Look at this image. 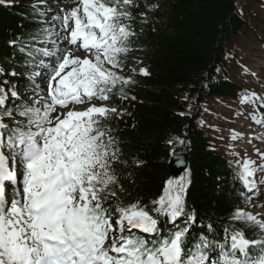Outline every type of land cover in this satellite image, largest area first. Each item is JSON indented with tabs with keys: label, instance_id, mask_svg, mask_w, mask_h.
<instances>
[{
	"label": "snow or ice",
	"instance_id": "snow-or-ice-1",
	"mask_svg": "<svg viewBox=\"0 0 264 264\" xmlns=\"http://www.w3.org/2000/svg\"><path fill=\"white\" fill-rule=\"evenodd\" d=\"M79 4L69 11L61 9L62 17H53L60 22L59 31L55 26L43 29L47 39L41 42L50 43L51 49L28 52L33 58L30 64L37 53L55 57L56 67L47 73L46 97L35 84L39 72H32L31 104L22 100L16 85L0 81V264H264V254L249 253L251 246H260L264 253V240H249L239 231L232 233L230 246H219L215 260L208 254L213 244L207 238L189 246V228L176 227L183 216L195 221L185 207L187 177L166 181L151 212L140 201L118 203L114 210L111 204L105 206L117 196L113 163L119 149L102 120L123 110L90 104L82 111L52 114L69 104L107 101L118 85L119 98H129L125 87L134 80L116 69L122 71L120 55L128 51L134 35L123 21L138 5L136 0H79ZM73 46L91 55L75 56ZM39 65L43 67L44 61ZM140 73L148 74L144 68ZM256 99L255 92H245L241 102ZM173 140L184 143L178 137ZM260 157L264 160V153ZM237 164L236 176L251 189L256 162L244 159ZM258 167L264 171V164ZM10 186H14L11 200ZM161 217L172 225L170 230L160 227ZM235 218L264 232V221L252 213L238 209Z\"/></svg>",
	"mask_w": 264,
	"mask_h": 264
},
{
	"label": "trees",
	"instance_id": "trees-1",
	"mask_svg": "<svg viewBox=\"0 0 264 264\" xmlns=\"http://www.w3.org/2000/svg\"><path fill=\"white\" fill-rule=\"evenodd\" d=\"M247 1L136 0L138 7L131 8V18L123 21L134 35L129 38L128 51L120 55V63L124 69L130 62L128 55L137 52L133 63L147 69L148 74L128 72L127 77L134 80L125 87L128 99L119 98L118 85L111 99L101 100L104 105L123 110L122 114H110L102 120L119 149L113 163L119 181L114 188L117 196L105 206L111 204L114 210L118 203L140 201L151 212L152 201L163 194L166 181L187 177L190 183L185 207L195 221L189 222L183 216L176 227L189 228V246L202 237L211 241L213 248L207 251L215 259L220 245L230 246L233 232H243L249 240H264L259 226L235 218L238 209L244 211L248 207L253 191L236 176L239 168L211 148L197 123L199 101L211 97L236 99L249 92L230 78L224 59L226 44L239 30L248 27L243 15L248 9ZM53 24L37 0H0V81L16 85L20 97L30 94V101H26L29 104L33 99L32 72L41 73L34 78L35 84L47 81V73L56 64L55 57L41 53L30 64L33 58L28 52L52 48L50 43L41 41L47 39L43 29H52ZM40 60L44 61L43 67ZM12 72L16 75H5ZM253 103L264 118L261 102L256 99ZM5 122L10 123L7 119ZM169 140L173 143L169 144ZM178 154L187 157V166L179 176L171 177L168 164ZM160 220L165 231L172 228L164 218ZM249 253L264 254L260 246H251Z\"/></svg>",
	"mask_w": 264,
	"mask_h": 264
},
{
	"label": "rangeland",
	"instance_id": "rangeland-1",
	"mask_svg": "<svg viewBox=\"0 0 264 264\" xmlns=\"http://www.w3.org/2000/svg\"><path fill=\"white\" fill-rule=\"evenodd\" d=\"M39 7H44L50 18L54 16L62 17L65 11L80 6L79 0H37ZM248 9L244 12V18L247 28L239 30L232 40L226 44L224 59L226 61L230 78L244 87L249 92H255L258 100L264 107V0H248ZM82 15V11H81ZM55 30L59 31L60 22L54 21ZM64 36L61 37L63 41ZM61 47H67L62 43ZM72 54L85 57L91 54L78 46L72 47ZM137 52L128 55L130 62L125 64V68L116 69L120 75L127 77L131 70H138L140 67L133 63ZM105 67H108L105 64ZM67 71V70H66ZM38 84V83H37ZM47 94L48 81L42 80L38 84ZM243 95L236 99L228 97H211L199 101L200 117L198 118V127L210 141L211 148L225 157L230 163L237 166V161L241 164L244 159L255 161L254 167L257 171L250 179L254 182L253 198L250 199L245 213H252L258 219L264 221V171L259 169V165L264 164L260 153H264V118L256 109V105L251 103H242ZM22 99L29 102L31 95L26 93L21 95ZM46 97V96H45ZM90 104L97 106L104 105L101 100L92 99L81 104H69L70 106ZM68 110L57 107V113ZM255 117V119L253 118ZM261 120V123H257ZM236 137L233 139V137ZM8 189L7 198L11 200L14 194V188ZM215 260V258H211Z\"/></svg>",
	"mask_w": 264,
	"mask_h": 264
},
{
	"label": "water",
	"instance_id": "water-1",
	"mask_svg": "<svg viewBox=\"0 0 264 264\" xmlns=\"http://www.w3.org/2000/svg\"><path fill=\"white\" fill-rule=\"evenodd\" d=\"M187 166V157L182 154L174 155L170 158L168 164L169 175L171 177L179 176Z\"/></svg>",
	"mask_w": 264,
	"mask_h": 264
},
{
	"label": "bare ground",
	"instance_id": "bare-ground-1",
	"mask_svg": "<svg viewBox=\"0 0 264 264\" xmlns=\"http://www.w3.org/2000/svg\"><path fill=\"white\" fill-rule=\"evenodd\" d=\"M86 108L84 107V108H81V109H78V110H76V111H82V110H85Z\"/></svg>",
	"mask_w": 264,
	"mask_h": 264
}]
</instances>
